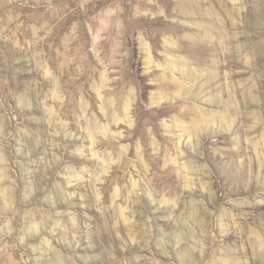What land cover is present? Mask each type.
Here are the masks:
<instances>
[{"label":"rangeland","instance_id":"1","mask_svg":"<svg viewBox=\"0 0 264 264\" xmlns=\"http://www.w3.org/2000/svg\"><path fill=\"white\" fill-rule=\"evenodd\" d=\"M0 264H264V0H0Z\"/></svg>","mask_w":264,"mask_h":264},{"label":"water","instance_id":"2","mask_svg":"<svg viewBox=\"0 0 264 264\" xmlns=\"http://www.w3.org/2000/svg\"><path fill=\"white\" fill-rule=\"evenodd\" d=\"M129 163H130V158H128L127 156H122L118 167L121 170H126L128 168Z\"/></svg>","mask_w":264,"mask_h":264},{"label":"bare ground","instance_id":"3","mask_svg":"<svg viewBox=\"0 0 264 264\" xmlns=\"http://www.w3.org/2000/svg\"><path fill=\"white\" fill-rule=\"evenodd\" d=\"M124 156V155H123Z\"/></svg>","mask_w":264,"mask_h":264}]
</instances>
